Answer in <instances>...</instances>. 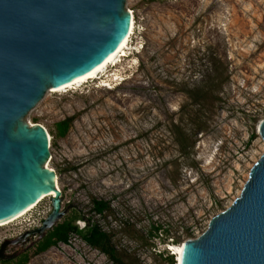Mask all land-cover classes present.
I'll return each mask as SVG.
<instances>
[{
	"label": "rangeland",
	"instance_id": "obj_1",
	"mask_svg": "<svg viewBox=\"0 0 264 264\" xmlns=\"http://www.w3.org/2000/svg\"><path fill=\"white\" fill-rule=\"evenodd\" d=\"M124 10L136 26L129 55L106 70L124 79L50 86L22 119L49 132L44 165L61 195L0 226V264H115L76 233L35 253L57 224L83 228L80 215L112 235L125 264H177L170 245L199 238L264 153V0H124ZM95 198L110 211L95 213Z\"/></svg>",
	"mask_w": 264,
	"mask_h": 264
},
{
	"label": "water",
	"instance_id": "obj_2",
	"mask_svg": "<svg viewBox=\"0 0 264 264\" xmlns=\"http://www.w3.org/2000/svg\"><path fill=\"white\" fill-rule=\"evenodd\" d=\"M128 22L124 0H0V221L51 183L47 130L22 119L50 86L101 64ZM184 243L183 264H264V153L241 195Z\"/></svg>",
	"mask_w": 264,
	"mask_h": 264
},
{
	"label": "trees",
	"instance_id": "obj_3",
	"mask_svg": "<svg viewBox=\"0 0 264 264\" xmlns=\"http://www.w3.org/2000/svg\"><path fill=\"white\" fill-rule=\"evenodd\" d=\"M73 118L68 117L56 124L57 135L65 136L72 125ZM181 144L182 151H186L185 145L182 144L181 140H178ZM93 211L99 215H103L110 211V203L104 200L93 199ZM79 219L85 222V226L81 228L75 222L66 220L62 223L57 224L50 229L45 235H43L37 242L35 253H41L46 251L52 246H57L59 242L67 244L69 242L70 233H76L79 235L87 244L91 247L99 249L103 252L113 263L125 264L124 256L116 248V245L112 241V235L103 230L97 221H94L90 217L79 216ZM174 254L171 256L173 260ZM26 262V258L23 263ZM174 263V262H173Z\"/></svg>",
	"mask_w": 264,
	"mask_h": 264
},
{
	"label": "bare ground",
	"instance_id": "obj_4",
	"mask_svg": "<svg viewBox=\"0 0 264 264\" xmlns=\"http://www.w3.org/2000/svg\"><path fill=\"white\" fill-rule=\"evenodd\" d=\"M129 15V22L127 23V31L125 32V34L122 36V38L120 39V41L118 42L117 46L115 47V49L110 53V55L101 63L99 64L97 67H95L93 70L84 73L76 78H73L63 84L57 85V86H53L52 87V91L53 92H59V91H64L66 89H70V88H74L75 86H81L82 84L90 81V80H100V85L107 87L109 85H111V83H106L107 81H109V77H111V80L114 82L116 81L118 84L120 83L119 81L123 80L124 77L120 74V67L119 69L116 68L115 71L111 74L106 72L108 66L112 65L114 67L118 66V64H120V62L122 61L121 58L122 57H128L129 52H127L126 50H128V48L130 47V38L132 36V34H134V30H135V20H134V14L133 12L129 11L128 12ZM133 63L136 64L137 60L136 59H132ZM124 73V72H123ZM29 126H36V124H29ZM46 129V128H45ZM47 130V129H46ZM48 133V138L50 140V134ZM46 164V162H45ZM44 170H46L45 172L49 173L50 177H51V183L48 187V189L46 190V192L44 194H42L39 198H37L34 202H32L29 206H27L25 209L21 210L20 212H18L17 214L13 215L12 217H10L7 220L4 221H0V226H4L7 225L17 219L22 218L24 215H26L28 212H30L32 209L35 208V206H37V204L44 199L47 196H51L52 197H57L58 194L60 193V189L58 187V183H57V175L54 172L49 171V165H44L43 166ZM58 187V188H57ZM185 243H180L177 245H170L169 249L173 251V254L176 255L177 258V264H183V258H184V250H185Z\"/></svg>",
	"mask_w": 264,
	"mask_h": 264
}]
</instances>
